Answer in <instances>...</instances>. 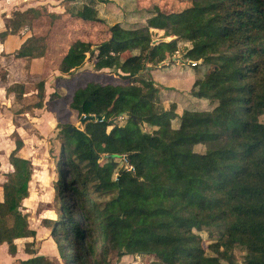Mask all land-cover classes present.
I'll list each match as a JSON object with an SVG mask.
<instances>
[{"label": "trees", "instance_id": "16d2710c", "mask_svg": "<svg viewBox=\"0 0 264 264\" xmlns=\"http://www.w3.org/2000/svg\"><path fill=\"white\" fill-rule=\"evenodd\" d=\"M188 1L183 11L160 14L143 26L116 23L97 46L75 41L59 59L62 75L90 62L94 71L117 72L125 80L89 82L69 105L85 117L83 128L62 127L55 216L41 220L62 264H113V258L117 264L127 256L152 258L142 264H264V0ZM59 6L62 13L46 5L14 11L0 42L32 31L43 18L50 27L65 15L99 21L93 0H61ZM152 29L163 31L160 41L152 39ZM49 34L28 36L13 57L44 59ZM181 44L195 71L213 67L193 93L211 109L178 114V104L166 109L160 103L150 73L174 60ZM0 86L19 101L25 94L23 84H7L3 68ZM37 98L23 112L50 108L43 82L37 83ZM123 114V125L110 124ZM22 147L17 136L0 202V245L10 255L15 240L36 236L22 212L32 176L31 162L19 155ZM125 156L128 166L119 168L115 159ZM201 230L211 238L206 248L194 233ZM235 249L243 253L241 263ZM55 263L33 256L13 264Z\"/></svg>", "mask_w": 264, "mask_h": 264}, {"label": "rangeland", "instance_id": "374dc122", "mask_svg": "<svg viewBox=\"0 0 264 264\" xmlns=\"http://www.w3.org/2000/svg\"><path fill=\"white\" fill-rule=\"evenodd\" d=\"M60 1L0 0V32L4 30L6 17L11 16L14 11H23L29 7L45 4L50 12L61 13L63 9L59 6ZM102 1L93 0L98 10L99 21L86 24L65 15L50 27L48 21L43 18L36 22L32 31H24L18 36L7 39L5 49L0 54V63H4L6 67L10 66V80L7 84L21 83L25 89L21 101L15 99L14 94L7 96L0 94V201L2 200V184L6 179L5 174L12 169L9 164V155L15 148L18 135L23 142L19 155L31 162L32 171L29 197L23 203L22 212L27 214L30 228L36 231L34 239L15 242L17 249L14 255L8 253L6 244L0 245V264H13L17 259L23 260L33 256H44L57 261L55 264H62L56 245L50 237V230L42 226L41 220L53 218L55 214L57 201H55L54 187L58 179L57 162L61 145L59 135L62 127L70 125L76 129L83 128L81 119L69 108V105L78 99V92L89 82L125 83L122 74L110 70L94 71L90 62H86L81 69L72 74H60L57 71V65L67 48L75 41L89 42L93 46L105 42L110 37V27L116 23L123 27L143 26L149 19L160 14L181 12L190 6L188 0ZM48 29L50 34L45 59H36L34 62L31 60L15 62L12 51L17 45L30 35L45 34ZM151 35L154 41H160L163 38V31L152 29ZM186 47L181 44L174 60L163 62L153 68L151 73L153 75L151 78L159 90L160 103L168 109L172 103L177 105L170 99L179 100L176 111L178 114L184 108L208 110L214 106L207 100L193 97V93L199 90L198 80L213 70V67L202 66L198 71H194L193 65L187 64L188 61L183 58ZM39 82L44 84L45 101L51 99L48 102L50 108L23 112L27 105H34L38 101L37 83ZM124 119L126 118L118 117L114 123L123 125ZM260 121L264 122V116L260 118ZM178 124V119L171 122L173 128H176ZM110 129L111 127H108L107 130ZM194 150L202 152L203 147L196 146ZM101 160L103 161L104 157ZM115 162L119 168H127L123 158H116ZM67 180L66 176L65 181ZM194 233L202 238L203 247L206 248L211 242L208 231L201 230ZM31 241H34L33 244L27 246V243ZM30 250H33L35 255L28 257L27 251ZM242 255L239 249L233 251V257L238 263H241ZM150 260L152 258L127 256L120 259L117 264H142ZM114 261L115 258H113V264Z\"/></svg>", "mask_w": 264, "mask_h": 264}, {"label": "crops", "instance_id": "0c3cea01", "mask_svg": "<svg viewBox=\"0 0 264 264\" xmlns=\"http://www.w3.org/2000/svg\"><path fill=\"white\" fill-rule=\"evenodd\" d=\"M8 1V0H7ZM43 5H45V4H43ZM26 10V9H25ZM24 11V10H23ZM49 11V10H48ZM50 12V11H49ZM63 12V11H62ZM61 12V13H62ZM56 13V12H55ZM10 17V15H8L6 18H9ZM4 28H5V25H4ZM14 36H9V37H7L6 38V40L3 42V43H1L0 42V47H1V49H0V54L4 51V49H5V46H6V41H7V39H9V38H13ZM20 44H21V42L17 45V47L12 51V53L13 52H15V50L20 46ZM12 57H13V54H12ZM14 58V57H13ZM45 59V58H44ZM44 59H42V60H44ZM24 60L25 59H15V62H17V61H20V62H24ZM33 62L35 61V60H32ZM167 61V60H166ZM169 61V60H168ZM187 61V60H186ZM32 62V64H34ZM44 62V61H43ZM191 64L189 61L187 62V64ZM192 65H194V64H192ZM4 67H6V65L4 64V63H0V69L1 68H3L4 70H6V72H7V81H9L10 80V66H8V67H6V68H4ZM177 68H175V70H176ZM194 70V69H193ZM58 71V70H57ZM192 71V70H191ZM195 71V70H194ZM193 72V71H192ZM151 73H152V71H151ZM150 73V74H151ZM153 75H151V77H152ZM164 82H165V80H164ZM1 89H0V94L2 95V96H4V95H6V92H5V89L3 88V87H0ZM7 96V95H6ZM45 96V95H44ZM170 98H172V97H170ZM173 99V98H172ZM172 99H170L171 101H175L177 104H178V106H179V100H172ZM189 100V99H188ZM204 100V99H203ZM45 101V100H44ZM45 102H47V101H45ZM18 136V135H17ZM19 137V136H18ZM20 138V137H19ZM3 185V184H2ZM3 199V198H2ZM2 201V200H1ZM0 201V202H1ZM26 201V200H25ZM24 201V202H25ZM23 202V203H24ZM55 216V215H54ZM34 230V229H33ZM36 232V231H35ZM28 239H32V238H24V239H17V240H15V242H17V241H19V240H28ZM25 242H29V241H25ZM32 242V241H31ZM28 255V257L30 256L29 254H27ZM31 258V257H30ZM27 259H29V258H27ZM27 259H23V260H27ZM17 260H21V259H17ZM16 260V261H17Z\"/></svg>", "mask_w": 264, "mask_h": 264}, {"label": "water", "instance_id": "95a60500", "mask_svg": "<svg viewBox=\"0 0 264 264\" xmlns=\"http://www.w3.org/2000/svg\"><path fill=\"white\" fill-rule=\"evenodd\" d=\"M121 117L126 118V115L123 114ZM84 119H85V117H82V118H81V122H82ZM95 119H96L97 121H101V120H102L100 117H96ZM115 120H116V119H113V120L109 121L110 124H115V123H114ZM140 128H141V126H140ZM68 129H69V130H73V129H75V128H73L72 126H69ZM123 159H124V161H125L126 166H128L126 156H125Z\"/></svg>", "mask_w": 264, "mask_h": 264}]
</instances>
